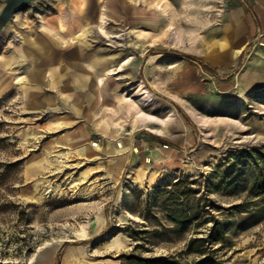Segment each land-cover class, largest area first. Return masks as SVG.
Listing matches in <instances>:
<instances>
[{"label":"rangeland","instance_id":"374dc122","mask_svg":"<svg viewBox=\"0 0 264 264\" xmlns=\"http://www.w3.org/2000/svg\"><path fill=\"white\" fill-rule=\"evenodd\" d=\"M58 1L22 5L0 31V264H122L136 245L141 256L193 262L188 239H204L214 226L224 237L212 246L222 264L264 263V217L255 219L258 198L249 196L264 153L255 127L264 126V42L231 51L222 31L230 0H193L196 11L179 26L176 46L170 37L109 19L107 27L123 36L136 29L120 43L134 47L122 56L129 63L112 75L111 89L119 77L127 86L107 90L86 110L73 88L45 84L52 68L32 83L17 67L15 32L32 22L40 30L58 14L55 4L66 6ZM161 1L184 16L189 0ZM89 2L95 28L100 4ZM146 95L153 108L145 113L167 121L165 128L151 124L161 134L133 129L118 111L122 101ZM186 109L209 126L197 127ZM182 210L195 214L185 227L169 219ZM64 232L70 238L41 259Z\"/></svg>","mask_w":264,"mask_h":264},{"label":"bare ground","instance_id":"6f19581e","mask_svg":"<svg viewBox=\"0 0 264 264\" xmlns=\"http://www.w3.org/2000/svg\"><path fill=\"white\" fill-rule=\"evenodd\" d=\"M97 1L100 7L95 28H92L94 21L90 17L89 0H66L65 7L54 5L58 14L53 19L42 22L40 30L36 29L33 22L28 23L27 30L17 29L12 37V40L17 42V67L28 71L32 83L41 82L46 73L44 69L50 67L52 71L49 76L52 79L45 84L52 87L59 83V92L68 87L73 88L78 92L79 99L86 101V110L96 107V102H91L94 98L98 97L102 101L106 98L107 90L111 89L113 83L112 75L122 71L129 63V60H124L122 56L128 51H134L133 46L120 43L124 36L130 37L136 29H132L134 31L123 36L120 34V30L107 27V20L112 19L124 24L147 28L154 34L170 37L176 46L181 43L179 26L189 23L188 16L196 11L191 7L193 0H189L188 5L181 8L180 11L184 16L177 15L170 5L161 0H154L153 3L146 0H133V3L128 0ZM144 39L145 37L142 36L141 42ZM120 46V52L114 54V51ZM54 61H57V66L52 65ZM27 64H30V67L26 70ZM117 82V85L111 89L112 92L127 86L124 85V78L119 77ZM66 97L67 95L63 96V98ZM152 108L153 103L148 95L138 97L134 101H122L118 105V111L131 120L133 129L142 126L150 132L161 134V130L152 127L151 124L165 128L167 121L159 120L145 113V110ZM70 109L78 113L76 103L72 104ZM185 112L197 127L209 126L206 120L198 117L192 111L186 109ZM255 127L258 134L264 135L262 124H257ZM205 133L206 137L208 132ZM171 135L177 136L175 133H171ZM118 146L121 147L120 144ZM205 151L217 154L222 152L216 149ZM68 238L70 235L62 233L60 239L40 258L46 259L57 250L61 240ZM118 238L119 234L113 235L111 243L117 244Z\"/></svg>","mask_w":264,"mask_h":264},{"label":"trees","instance_id":"16d2710c","mask_svg":"<svg viewBox=\"0 0 264 264\" xmlns=\"http://www.w3.org/2000/svg\"><path fill=\"white\" fill-rule=\"evenodd\" d=\"M258 160V167L260 169L259 174L255 176L252 180V183L249 188V196L257 197V208H256V215L255 219L257 218V221H261L264 217V153H258L257 156ZM156 193L161 192V188L155 190ZM184 192H182L183 194ZM169 194L172 196L173 192L169 191ZM186 194V193H185ZM176 196H172V203L175 206L176 209L180 207V204L177 202ZM186 211V210H185ZM184 210L181 212V214L178 218L175 216V214L170 213L169 219L172 222H176L177 219H179L180 224L182 227H185L194 217L191 215H188ZM180 212V211H179ZM246 217L241 216L236 224L240 225ZM215 221V220H214ZM216 221L214 222V225H216ZM217 230L216 226L212 228V230L209 232V234L204 238H189L186 243V253L188 254H195L198 259L194 260L193 262H180L177 258L174 256H168V257H152V256H141L137 253L138 246L136 245L133 249V251L129 254L122 256V264H222V262L217 258L216 256V248H212L213 244L215 242H223L224 237L223 236H216ZM202 242H207L209 246H205L202 248ZM264 264V263H260Z\"/></svg>","mask_w":264,"mask_h":264},{"label":"crops","instance_id":"0c3cea01","mask_svg":"<svg viewBox=\"0 0 264 264\" xmlns=\"http://www.w3.org/2000/svg\"><path fill=\"white\" fill-rule=\"evenodd\" d=\"M222 31L237 53L250 42H264V0H230Z\"/></svg>","mask_w":264,"mask_h":264},{"label":"water","instance_id":"95a60500","mask_svg":"<svg viewBox=\"0 0 264 264\" xmlns=\"http://www.w3.org/2000/svg\"><path fill=\"white\" fill-rule=\"evenodd\" d=\"M3 5L0 9V31L4 25L11 19L14 12L26 3H31L36 0H2Z\"/></svg>","mask_w":264,"mask_h":264}]
</instances>
